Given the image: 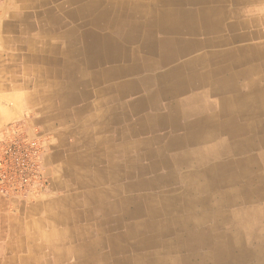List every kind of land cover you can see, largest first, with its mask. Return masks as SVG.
Returning a JSON list of instances; mask_svg holds the SVG:
<instances>
[{"label":"crops","instance_id":"obj_1","mask_svg":"<svg viewBox=\"0 0 264 264\" xmlns=\"http://www.w3.org/2000/svg\"><path fill=\"white\" fill-rule=\"evenodd\" d=\"M178 1L155 0L141 34L96 47L74 77L78 61L45 51L51 28L26 18L42 11L15 13V36L40 33L18 93L51 143V180L0 193V264H264V0Z\"/></svg>","mask_w":264,"mask_h":264},{"label":"bare ground","instance_id":"obj_2","mask_svg":"<svg viewBox=\"0 0 264 264\" xmlns=\"http://www.w3.org/2000/svg\"><path fill=\"white\" fill-rule=\"evenodd\" d=\"M25 2V0H22ZM29 2V5H33L35 7L36 12H39L42 10V13L38 14H30L26 15V18L29 19H37L39 22L43 25L47 24L52 31V34L54 36H51L50 42H47V45H45L44 50L49 51L52 54L60 53L67 59H75L78 61L77 65L76 63L69 61L70 65L68 68L69 74H72L71 76H76L75 73L80 72L83 75L87 74L81 70L80 66L78 65L80 62L84 61L87 64L94 63V60L92 57L94 56V53L96 51V47L99 46H107L110 44L113 48L117 47L115 44V36H120L124 34V31H128L131 35L134 36V38L138 35L139 31L140 34L142 32V28L144 27L141 22L143 21L140 19L141 17H144L143 15H147V20H149V17L154 14V12H149L147 8L149 5L155 4V0H26ZM178 1V0H177ZM152 2V3H151ZM172 2V1H171ZM179 2V1H178ZM26 4V3H25ZM23 5V4H22ZM172 5V3H171ZM180 5V4H179ZM178 5V6H179ZM45 7V8H42ZM155 7V6H154ZM35 12V13H36ZM166 15L172 17L173 13H167ZM141 16V17H139ZM174 17V16H173ZM18 18V17H17ZM25 17H22V19ZM19 19V18H18ZM17 19V20H18ZM173 20V19H172ZM180 20V19H179ZM168 21V20H167ZM170 21V19H169ZM188 21V20H187ZM181 22V21H179ZM166 23V22H165ZM164 23V24H165ZM173 23V22H171ZM61 24L64 26L65 33L63 35V40L65 41L64 48L62 50H59L58 44H56V41L58 38L57 36V28L58 25ZM152 25H157V23L153 20L150 22ZM17 25V24H16ZM143 27H142V26ZM19 27V26H18ZM93 27V28H91ZM142 27V28H141ZM95 29L102 30L104 33L107 31L111 32L109 35H104L102 37H99L97 33L94 32ZM150 28V27H149ZM19 29V28H18ZM80 29H82V32L80 33ZM144 29V28H143ZM175 29V28H174ZM144 32V31H143ZM151 33V31H150ZM20 34V33H19ZM102 34V33H101ZM152 34V33H151ZM146 35L147 37L152 38L153 34ZM105 37V38H104ZM27 41H25L28 45V48H31L30 52L32 54H41L40 49L37 47V41L33 38H27ZM61 40V39H60ZM102 40L101 42H99ZM104 41V42H103ZM150 41V40H149ZM103 42V43H102ZM35 43V44H34ZM59 43V42H57ZM98 45L96 46V44ZM24 44V43H23ZM60 44V43H59ZM79 44V45H78ZM126 45V44H125ZM135 45V44H134ZM75 46H78L75 48ZM118 48V47H117ZM198 48V47H197ZM116 51V49H115ZM126 51V50H125ZM134 55V54H133ZM131 54H128V57L131 58L133 56ZM84 58V59H82ZM58 59V58H57ZM57 59H50L48 61L45 60V63L52 64L58 67L60 65L59 61ZM115 60V59H114ZM66 61V60H64ZM140 61H138L139 64ZM144 66H147L149 61H141ZM42 63V62H41ZM152 63V62H151ZM136 66V61L134 59H128V67H132V65ZM189 65V64H188ZM29 66H27L28 68ZM65 67V66H64ZM142 67V66H141ZM214 67V66H213ZM87 69V68H86ZM129 69V68H128ZM132 69V68H131ZM133 71V70H132ZM138 72V71H136ZM134 73V72H133ZM81 77V76H80ZM71 78V77H70ZM125 78V77H123ZM167 78V77H166ZM231 78V77H230ZM236 78V77H234ZM233 78V79H234ZM196 79V78H195ZM220 81V80H219ZM223 81V79H222ZM221 81V82H222ZM217 82V81H216ZM227 82V80L225 81ZM237 82V81H236ZM255 82V81H254ZM136 81H133L131 79L128 84L130 87H134L136 84ZM235 83V82H233ZM212 85V84H211ZM223 85V83H222ZM228 85V83H227ZM251 85V84H250ZM226 86V85H224ZM232 86V85H230ZM234 86V85H233ZM250 87V86H249ZM260 87V86H259ZM220 88V87H219ZM222 88V87H221ZM220 88V89H221ZM224 88V87H223ZM229 89V87H228ZM237 90V89H236ZM215 91V90H214ZM226 91V90H224ZM223 92V91H222ZM228 92V91H227ZM232 92V91H230ZM248 93V92H247ZM146 94V93H145ZM231 94V93H230ZM233 94V93H232ZM252 95V94H251ZM217 96V95H216ZM222 96V95H221ZM235 96V95H234ZM241 96V95H240ZM231 97V96H230ZM239 98V97H238ZM222 99V98H221ZM225 100V99H224ZM250 100V99H249ZM237 101V100H236ZM231 102V101H230ZM250 102V101H249ZM224 103V102H223ZM222 103V104H223ZM237 106V105H236ZM247 107V105H246ZM236 108V107H235ZM250 108V107H249ZM241 109V108H240ZM245 109V108H244ZM252 109V108H251ZM250 109V110H251ZM261 109V107H260ZM239 110V109H238ZM237 110V111H238ZM241 111V110H240ZM246 111L245 113H247ZM239 114V113H238ZM241 114V113H240ZM261 114V113H260ZM250 115V114H248ZM219 116V115H218ZM261 120V119H260ZM212 122H214L212 120ZM260 122V121H259ZM210 125V124H209ZM212 125V124H211ZM251 125V124H250ZM249 126V125H248ZM252 126V125H251ZM250 126V127H251ZM210 127V126H209ZM213 127V126H212ZM215 127V126H214ZM204 128V127H203ZM209 129V128H208ZM194 130V129H193ZM197 130V129H196ZM207 130V129H206ZM205 130V131H206ZM234 130V129H233ZM238 130V129H237ZM195 131V130H194ZM256 131V130H255ZM123 132V131H122ZM189 132V131H188ZM200 132V130H199ZM237 134V133H236ZM195 136V135H194ZM191 137V135H190ZM188 139V137H187ZM250 141V140H249ZM231 142V141H230ZM229 142V143H230ZM245 144V143H244ZM260 144V143H259ZM246 145V144H245ZM226 146V144H225ZM243 146V145H242ZM263 146V145H262ZM231 147V146H230ZM238 147V146H237ZM233 149V147H232ZM212 150V149H211ZM255 150V148H254ZM235 152V151H234ZM186 153V152H185ZM200 152H197V154ZM196 154V153H195ZM173 155V154H172ZM179 155V154H178ZM187 155V154H186ZM213 155V154H212ZM219 155V154H218ZM228 155V154H227ZM236 155V154H235ZM174 156V155H173ZM215 156V155H214ZM202 157V156H201ZM213 157V156H212ZM177 158V156H176ZM196 158V157H195ZM240 158V157H239ZM184 159V158H182ZM181 159V160H182ZM238 159V157H237ZM189 160V159H188ZM194 160V158H193ZM195 161V160H194ZM236 161V160H235ZM211 162V161H209ZM213 162V161H212ZM176 163V161H175ZM178 163V162H177ZM190 163V162H189ZM188 163V164H189ZM206 164V163H205ZM176 165V164H175ZM184 165V164H183ZM203 166V165H202ZM201 167V166H200ZM200 167H198L200 169ZM204 168V167H203ZM228 168V167H227ZM205 169V168H204ZM220 170V169H219ZM196 171V170H195ZM228 171V170H226ZM222 172V171H220ZM261 172V171H260ZM128 173V172H127ZM207 173V171H206ZM208 174V173H207ZM180 175V173H179ZM166 176V175H165ZM169 176V175H168ZM201 176V175H200ZM175 177V176H174ZM196 177V176H195ZM204 177V176H202ZM181 178V177H180ZM197 178V177H196ZM167 179V178H165ZM175 179V178H174ZM202 179V178H201ZM197 180V179H196ZM171 181V180H169ZM206 181V180H205ZM218 181V180H217ZM242 181V180H241ZM245 181V180H244ZM181 182V181H180ZM202 182V181H201ZM240 182V181H239ZM204 184V183H203ZM156 185V183H155ZM190 186V185H189ZM220 186V185H219ZM244 186V185H243ZM257 186V185H256ZM264 186V185H263ZM183 187V185H182ZM185 187V185H184ZM204 187V186H203ZM166 188V187H165ZM253 188V187H252ZM162 189V188H161ZM164 189V188H163ZM167 189V188H166ZM178 189V188H177ZM193 189V188H191ZM226 189V188H225ZM239 189V187H238ZM241 190V189H240ZM258 190V186L256 188ZM192 191V190H191ZM264 191V190H263ZM239 194V193H238ZM243 194V193H242ZM254 194H257L256 191ZM259 194V193H258ZM158 195V194H157ZM175 195V193H174ZM236 195V194H235ZM241 196V195H240ZM170 197V196H169ZM168 198V197H167ZM177 198V197H176ZM184 199V198H183ZM207 199V198H206ZM251 199V198H250ZM259 199V198H258ZM166 200V199H165ZM168 200V199H167ZM252 200V199H251ZM152 201V200H151ZM169 201V200H168ZM178 201V200H177ZM180 201V200H179ZM178 201V202H179ZM202 202V201H201ZM150 203V202H149ZM258 203V201H257ZM249 204V203H248ZM146 205V204H144ZM158 205V204H157ZM156 205V206H157ZM170 205V203H169ZM173 205V204H172ZM260 205V204H259ZM155 206V208H156ZM256 206V205H254ZM158 207V206H157ZM228 207V206H227ZM231 207V206H230ZM242 207V206H240ZM153 208V207H152ZM262 209V208H261ZM149 210V209H148ZM190 210V209H189ZM179 213V212H178ZM196 214V213H195ZM147 215V214H146ZM151 215V214H149ZM209 215V214H208ZM251 215V214H250ZM263 215V214H262ZM165 216V215H164ZM207 216V213H206ZM149 217V216H148ZM161 217V216H160ZM159 217V218H160ZM184 217V216H183ZM208 217V216H207ZM258 217V216H257ZM155 218V217H154ZM206 218V217H205ZM209 218V217H208ZM261 218V217H260ZM170 219V218H169ZM168 219V220H169ZM190 220V219H189ZM167 221V220H166ZM197 222V220L195 221ZM263 222V221H262ZM174 223V222H173ZM192 224V223H191ZM252 222H248V227H253L254 225H251ZM260 225V224H259ZM232 226V225H231ZM259 227V226H258ZM234 228V227H233ZM177 229V228H176ZM180 229V228H179ZM184 229V228H182ZM241 229V228H240ZM171 230V229H170ZM175 230V229H174ZM233 230V229H232ZM236 230V229H235ZM154 231V230H153ZM180 231V230H179ZM149 232V231H148ZM168 232V231H167ZM171 232V231H170ZM184 232V231H183ZM226 232V231H225ZM261 232V231H260ZM180 233V232H179ZM170 234V233H169ZM177 234V233H176ZM244 234V233H243ZM163 235V234H162ZM180 235V234H178ZM201 236V234H200ZM256 236V235H255ZM178 237V236H177ZM185 237V236H184ZM245 237V236H244ZM212 238V237H211ZM258 238V237H257ZM261 238V237H260ZM163 239V238H162ZM185 239V238H184ZM191 239V238H190ZM213 239V238H212ZM263 238H261L262 240ZM214 240V239H213ZM233 240V239H232ZM188 241H186L187 243ZM226 242V241H225ZM214 243V242H213ZM227 243V242H226ZM250 243V242H249ZM168 244V243H166ZM195 244V243H194ZM222 244V243H221ZM234 244V243H233ZM145 245V244H144ZM161 245V244H160ZM188 245V244H186ZM231 245V243H230ZM241 245V243H240ZM163 246V245H162ZM198 246V245H197ZM168 247V246H167ZM190 247V246H189ZM220 247V246H219ZM160 248V247H159ZM187 249V248H186ZM190 250V249H189ZM152 252V251H151ZM210 252V251H209ZM212 252V251H211ZM208 254V252H207ZM229 254V253H228ZM148 257V256H147ZM210 257V256H209ZM138 258V257H137ZM150 258V257H149ZM181 259V258H180ZM190 261V260H189ZM152 262V261H151ZM197 263V262H196Z\"/></svg>","mask_w":264,"mask_h":264},{"label":"rangeland","instance_id":"obj_3","mask_svg":"<svg viewBox=\"0 0 264 264\" xmlns=\"http://www.w3.org/2000/svg\"><path fill=\"white\" fill-rule=\"evenodd\" d=\"M17 11L24 15L27 11H32V9L29 8V2L26 0L25 2L22 0H0V143L7 140L16 131L17 127L28 133H33L37 129L40 132L43 143L47 147V154L48 152L50 153L51 147L49 145L51 143L45 136L46 131L37 122L38 116L33 111L26 110L23 107L24 99L22 97L19 98V94L21 96H24V94L18 93L21 90L24 92L26 89L25 83L33 78V76L24 72V69L27 68L25 66L31 64L26 59L32 54L28 50V45L25 41L27 38L39 40L40 33L30 29L27 31L28 33L24 34L25 38L23 39L22 35L15 36L14 31L10 27L17 22L14 17ZM31 21L39 27V20L31 18ZM46 163L45 156L46 170L50 171V167L47 169ZM48 180L47 189L36 194L49 191L51 180L49 174Z\"/></svg>","mask_w":264,"mask_h":264},{"label":"built area","instance_id":"obj_4","mask_svg":"<svg viewBox=\"0 0 264 264\" xmlns=\"http://www.w3.org/2000/svg\"><path fill=\"white\" fill-rule=\"evenodd\" d=\"M47 147L40 132L16 131L0 143V193L27 199L47 189L49 180L45 166Z\"/></svg>","mask_w":264,"mask_h":264}]
</instances>
